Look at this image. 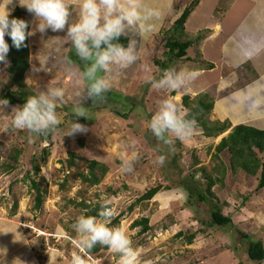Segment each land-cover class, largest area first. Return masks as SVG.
<instances>
[{"label":"rangeland","instance_id":"1","mask_svg":"<svg viewBox=\"0 0 264 264\" xmlns=\"http://www.w3.org/2000/svg\"><path fill=\"white\" fill-rule=\"evenodd\" d=\"M152 1L143 3L158 9L160 19L155 21L151 33L127 35L136 42L138 60L127 69L113 70V86L103 102L94 105L91 100L85 102L87 120L92 121L78 122L88 127L86 133L66 135L74 120L68 114H73L71 104L59 106L65 112H57L61 123L54 130L33 136L31 142L29 133L9 127L7 112L20 105H9L5 112L0 111V219L24 226L28 245L37 259L56 252L58 258L71 262V256L78 252L75 242L79 239L71 224L86 210L99 207L103 198L110 201L117 213L112 225L122 227L138 249L139 264H264L250 260L247 255L250 240L264 241V187H258L259 175L233 172L227 149L218 154L219 160L213 157L218 143L237 124L264 129V79L260 81L256 74L251 53L255 49L252 28L264 14V0H201L185 24V38L194 40L188 49V59L173 57L165 47L164 36L183 6L193 0ZM70 11V20H74L78 7ZM23 19L35 27L32 16ZM65 34L66 29L49 30L44 34L37 31L29 37L30 66L25 72V85L31 92L58 85L68 97L73 95L74 73L81 71L84 64L77 56V61H70L68 54L74 50L70 43H65ZM9 39L6 35L8 43ZM156 59L169 61L171 69L178 73L188 75L195 70L198 75L180 90H161L151 84L144 93L145 84L159 73ZM210 63L214 64L212 69H208ZM7 66L0 64V95L7 89H18L10 80ZM40 67L45 71L35 70ZM259 72L264 77V68ZM185 95L190 96L193 106L201 96H208L214 108L206 119L210 123L229 122L230 127L218 136L206 137L196 123L193 135L179 140L180 147L175 146L179 156L168 163L164 154L165 161L159 164L162 146L148 129V122L165 99L172 100L185 114ZM125 113L127 116L123 117ZM131 146L139 158L132 172L123 173L120 162L130 155ZM14 148L23 150L20 165L7 172L2 165ZM44 150L49 155L42 163ZM258 155L264 160V153ZM194 156L199 160L197 166ZM91 160L108 167L95 185L82 179V174L90 171ZM36 161L41 169L34 173L32 165ZM220 162L227 166V175L224 185L216 184L213 191L223 214L233 220L223 229L210 224L211 204L188 202L187 192L179 184L181 179H188L194 168L205 166L211 171ZM196 178L204 181L200 171ZM33 180L44 192L40 209L35 208ZM158 185L162 189L152 199H140ZM142 217H149L152 226L146 233L141 231V225L132 226ZM180 232L182 235H178ZM193 233L195 240L188 244L186 237ZM86 264H120V260L110 249L100 246L97 253L87 255Z\"/></svg>","mask_w":264,"mask_h":264},{"label":"clouds","instance_id":"2","mask_svg":"<svg viewBox=\"0 0 264 264\" xmlns=\"http://www.w3.org/2000/svg\"><path fill=\"white\" fill-rule=\"evenodd\" d=\"M34 18L35 27L23 18L12 17L14 0H0V64L8 65L7 55L10 50L5 36L10 37L12 46L20 49L25 46L28 37L37 31L41 34L51 30L63 32L75 55L84 67L76 76V88L71 97L66 95L61 86H49L46 90L29 95L22 106H14L10 112L9 127L13 130L29 133V142L33 136L46 135L54 130L61 120L57 108L71 104L75 119L69 124L66 135L86 133L89 129L78 122L77 118L87 119L85 102L92 105L103 102L111 91L113 83L111 73L114 69L124 70L138 60L136 42H121L122 37L135 32L137 35L151 33L155 21L160 19V11L146 6L143 0H75L78 15L70 20L73 5L70 0H15ZM44 70V67L35 69ZM198 73L193 70L185 75L173 69L162 71L159 79L149 81L157 89L177 91L187 86L190 79ZM9 100L0 98V111L5 112ZM196 121L181 112L179 106L170 99L163 100L152 114L148 129L162 146L161 151H174L176 140H184L193 135ZM7 130V129H5ZM130 155L120 162L121 171L130 173L139 158L134 146ZM165 156L157 158L163 164ZM116 211L110 201L99 202L95 215L80 214L71 224V229L78 235L75 242L77 253L71 256V264H86V257L97 245L110 249L119 257L120 264H139V251L122 227H115L112 221ZM6 250L0 248V264ZM51 264V259L49 260Z\"/></svg>","mask_w":264,"mask_h":264},{"label":"trees","instance_id":"3","mask_svg":"<svg viewBox=\"0 0 264 264\" xmlns=\"http://www.w3.org/2000/svg\"><path fill=\"white\" fill-rule=\"evenodd\" d=\"M201 0H193L190 5H184L183 10L179 17L171 24L168 31L165 32V47L168 49V52L175 57L176 59L180 58H189L188 57V49L193 45L194 40H188L185 38V30H186V22L191 15V13L197 8L200 4ZM12 17L23 18L30 17L31 14L24 10L22 7L15 6L13 11L11 12ZM28 21V19H27ZM157 22V21H156ZM200 36L198 37V39ZM129 38L122 37L121 42L127 44ZM10 50L7 55V59L9 61V65L7 66V71L10 75V80L13 85L18 87L17 90H5L3 94L0 95V98H6L9 100V105L19 104L22 106L26 100V98L33 94L30 89L25 85V72L30 66V48H29V37L25 41V46L20 49H16L12 46L11 39H9ZM70 56V61H77L76 55L74 52L68 54ZM155 65L159 67V73L154 79H159L163 70L171 69V65L169 61L156 59L154 61ZM214 66L213 63L208 65V69H212ZM152 79V80H154ZM264 77L261 79L263 80ZM260 80V81H261ZM151 83H147L144 86V93L147 92ZM120 97H123L120 95ZM126 97V96H125ZM205 95L201 96L196 104L193 106L190 104L189 95H185L183 99V104L187 109L185 113L189 118H192L198 123L201 127L204 136L206 137H214L218 136L221 133H224L229 127V122H224L222 124L219 123H210L206 119V115L214 108V102L208 98L205 100ZM132 101V100H131ZM132 103V102H131ZM64 111L65 109L57 108V112ZM69 111V110H68ZM66 113H68L66 111ZM70 117L74 118L72 112L68 113ZM123 117H126L127 114H122ZM81 122H91L92 120H87L84 117L77 118ZM238 123V122H237ZM179 145V140L175 141L174 151L168 152L166 149L161 151V155L166 156L167 162H173L172 159L178 157V152L175 149V146ZM229 150L231 153V170L235 173L238 170L246 172L250 175H259L258 176V187H264V160H262L258 152L264 153V129L253 126L252 124L240 123L232 128V131L225 137L221 139V141L216 146V152L213 154L215 159L219 160L218 154L224 150ZM23 150L14 148L7 157V160L3 163L4 169L9 172L11 170L17 169L20 165V156ZM172 155V158L170 157ZM49 152L44 150V153L40 157V162H45ZM74 154L71 153V157ZM194 165L197 166L199 163L198 157L194 156ZM72 163V162H71ZM90 171L89 173L82 174V179L87 181L88 183L95 185L100 182V180L105 176L108 171V167L97 161L91 160L89 162ZM41 169L40 163L37 161L32 165V170L34 173L39 172ZM99 171L100 174L97 173ZM200 171L203 174L202 178H196L197 172ZM28 173V172H27ZM227 175V166L220 162L219 165L216 164L214 168L210 171L205 166H199L194 168V171L191 172L188 179H181L179 184L183 187V190L187 192L188 202H192L193 205L198 203L211 204V220L210 224L216 228H227L233 222L231 216L223 214L222 207L218 205V196L213 191V187L216 184L224 185L225 177ZM29 176V173L26 177ZM33 187L36 192L35 197V208L40 209L43 203L44 192L40 189V186L34 182ZM162 187L160 185L154 186L150 188L145 194L141 196V200H149L152 199ZM46 193V192H45ZM17 207V204H15ZM84 207H90L88 204H84ZM97 208L90 209L87 212L89 215H95ZM142 226V232L146 233L151 229L150 219L149 217H142L133 222L132 226ZM178 235H182L180 232ZM196 234H190L186 237L188 244H192L195 240ZM100 250V245H97L94 249L91 250L90 253L95 254ZM247 255L250 260L256 261L258 263H262L264 261V241L263 240H250L247 248ZM239 264H244L243 262H239Z\"/></svg>","mask_w":264,"mask_h":264},{"label":"crops","instance_id":"4","mask_svg":"<svg viewBox=\"0 0 264 264\" xmlns=\"http://www.w3.org/2000/svg\"><path fill=\"white\" fill-rule=\"evenodd\" d=\"M152 2L157 3L155 0ZM70 3H72L73 7H77L75 0H70ZM148 4L150 5V3ZM9 6L14 8L15 6H19V4L14 0V4ZM23 9L26 10L25 8ZM253 25L252 30L255 43H252L254 44L252 46L255 49L251 51L254 56V58H252V60H254L252 63L254 62L253 68L256 70V74L262 79L263 74L260 73L259 70L260 68H264V14ZM217 28H219V26ZM255 79H257V77ZM23 227V225L15 223L10 219H0V248L6 250V253L2 257L3 264H49L50 259L51 264H71L68 260H61L58 258L56 252L47 253L42 259H37L34 251L28 245L27 237L24 234L25 229Z\"/></svg>","mask_w":264,"mask_h":264}]
</instances>
